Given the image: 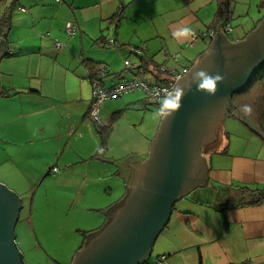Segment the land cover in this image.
Listing matches in <instances>:
<instances>
[{
    "label": "crops",
    "instance_id": "crops-1",
    "mask_svg": "<svg viewBox=\"0 0 264 264\" xmlns=\"http://www.w3.org/2000/svg\"><path fill=\"white\" fill-rule=\"evenodd\" d=\"M233 2L227 21L231 31L218 33L235 42L243 40L262 15L252 18ZM8 8L11 25L4 35L6 52L0 57V183L18 195L50 174L60 173L61 180L66 178L69 186L78 188L93 187L94 177H123L125 191L119 202L133 175L128 163H140L148 156L162 117L157 125L147 118L154 113L153 103L140 89L104 101L99 117L105 123L111 121V126L102 148L101 127L88 116L90 66H105L107 87L133 75L162 82L161 68L191 67L217 34L210 40L172 33L185 26L194 34L207 31L214 25L218 2L3 0L0 17ZM69 22L77 27L73 36L65 31ZM111 38L115 48L107 45ZM56 40L63 46L59 51ZM134 48L141 54L132 53ZM4 92L12 95L4 96ZM229 111L235 114L227 109L223 120ZM219 124L216 138L201 150L207 175L202 188L208 190L195 191L196 187L180 198L153 245H157V256H166L163 264H264V201L236 206L241 188H264V139L259 136L261 130L243 116L241 122L222 126L218 132ZM241 129L244 139H232ZM52 167L58 172H51ZM69 176L77 179L68 181ZM202 191L214 194L215 201L205 199ZM118 204L111 201L106 207L109 214Z\"/></svg>",
    "mask_w": 264,
    "mask_h": 264
},
{
    "label": "water",
    "instance_id": "water-1",
    "mask_svg": "<svg viewBox=\"0 0 264 264\" xmlns=\"http://www.w3.org/2000/svg\"><path fill=\"white\" fill-rule=\"evenodd\" d=\"M5 52L3 36L0 57ZM263 67L264 16L243 40L232 42L217 32L207 50L185 73L186 79L179 83L180 77L174 84L175 90L183 91L181 107L161 118L148 156L140 163L127 162L134 170L124 199L70 264H144L149 260L175 203L206 181L202 145L216 138L215 128L227 109H233L242 120L232 96L243 91ZM198 69L224 77L215 95L197 90L193 73ZM21 208L20 197L0 183V264H25L14 242Z\"/></svg>",
    "mask_w": 264,
    "mask_h": 264
},
{
    "label": "rangeland",
    "instance_id": "rangeland-1",
    "mask_svg": "<svg viewBox=\"0 0 264 264\" xmlns=\"http://www.w3.org/2000/svg\"><path fill=\"white\" fill-rule=\"evenodd\" d=\"M233 1H235L233 5L242 13L248 11L249 16L252 18L261 17L262 12L258 7L259 0H244V5L240 4L238 0ZM248 1L250 4L249 10L247 9ZM248 22L249 19L246 23ZM247 25L251 24L248 23ZM130 57L133 60L135 58L133 54H130ZM133 78H135V75L131 77V79ZM159 108L156 104L150 106L154 113L148 115L147 118L153 119V125H157L159 120L156 117ZM228 116L220 122L218 132L222 126L224 128L230 123L242 121L236 115L233 117L228 114ZM157 128L158 126L155 132ZM238 131L232 135V139H244L242 136L244 130ZM216 147L219 148L222 145L219 143V146ZM59 174L47 175L45 179L37 182L24 192L17 193L22 200V208L19 211L14 230V242L22 254L25 264H70L79 248L86 242L85 240L109 219L110 210L106 207L111 201H115L117 204L124 199L122 197L118 202L125 191L123 177L110 179L94 177L93 180H97V184L93 187L78 188L69 186L66 178L61 180ZM76 179V177L69 176L68 181H75ZM197 188L195 191L208 190L207 187L202 188V186ZM202 192L205 199L211 197L212 202L215 201L214 194L207 195L204 191ZM90 230L94 232L91 233ZM157 255L156 245L153 246L148 263Z\"/></svg>",
    "mask_w": 264,
    "mask_h": 264
},
{
    "label": "built area",
    "instance_id": "built-area-1",
    "mask_svg": "<svg viewBox=\"0 0 264 264\" xmlns=\"http://www.w3.org/2000/svg\"><path fill=\"white\" fill-rule=\"evenodd\" d=\"M20 10L25 11V9L21 7ZM76 29L77 27L75 24L71 22L66 24L65 31L69 36H73L76 33ZM220 30L231 31V28L228 23H224L217 28H210L205 32H198L194 34L193 39H196L197 37L211 39L215 35L216 31ZM107 45L115 48L116 42L114 38L109 39ZM54 46L57 51L63 48L62 44L57 40L54 42ZM132 53L139 55L141 54V51L138 48H134L132 50ZM129 64L130 63L128 62V60H126L125 65L129 66ZM160 71L163 74L166 73L168 75V82L157 84L156 82H154V80L151 81L148 80L145 76L138 75L135 76V78L127 80L123 83L107 87L103 83V79L106 75H108V72L105 66L102 65L99 69V72L91 79L89 78L92 85V99L88 110L89 118L95 121L101 127L109 125V122L105 123L99 117V109L102 103L109 99L119 98L122 95L137 89L144 91L148 95V97H150L152 102L161 103L167 94L174 93V83L178 78L182 77L188 71V69L182 68L180 71H175L173 69L161 68ZM51 172H58V168L52 167ZM165 258V255L156 256L149 264H163Z\"/></svg>",
    "mask_w": 264,
    "mask_h": 264
},
{
    "label": "trees",
    "instance_id": "trees-1",
    "mask_svg": "<svg viewBox=\"0 0 264 264\" xmlns=\"http://www.w3.org/2000/svg\"><path fill=\"white\" fill-rule=\"evenodd\" d=\"M3 0H0L2 2ZM218 2V12L217 17L215 19L214 25L222 24L227 20L228 14L230 12V7L232 0H216ZM259 8L263 11L262 17L257 21V25L260 23L264 16V0H260ZM121 12H118L116 14V19L118 20L121 16ZM11 9L8 8L5 10L2 17H0V38L3 37L7 30L9 29L11 25ZM211 44V43H210ZM209 44V45H210ZM144 64L140 65L138 69H142ZM101 64H96L90 66V70L92 75H96L99 72V69L101 68ZM193 66V65H192ZM191 66V67H192ZM157 84L161 83L158 81H155ZM4 96L12 95L7 92L2 93ZM146 98L148 101H151L150 97L146 94ZM233 103L235 106L239 109L242 116L254 127L259 130H261L260 137L264 139V132H263V125H264V67L261 68L252 78L248 86L241 92L236 93L232 96ZM250 106L251 112H245L244 106ZM231 116L234 117L233 112H228ZM111 126V121L109 122V125L102 126L100 130L101 135V144L102 148L106 146V138H107V130ZM208 149L211 147L206 146ZM264 201V188H248L243 187L241 188V200L238 205H254L259 204ZM93 231V230H92ZM91 232V231H89ZM86 241V240H85ZM85 244V243H84ZM83 244V245H84ZM83 247V246H81ZM81 247L79 249H81Z\"/></svg>",
    "mask_w": 264,
    "mask_h": 264
},
{
    "label": "clouds",
    "instance_id": "clouds-1",
    "mask_svg": "<svg viewBox=\"0 0 264 264\" xmlns=\"http://www.w3.org/2000/svg\"><path fill=\"white\" fill-rule=\"evenodd\" d=\"M230 18H231V11L228 14L227 20L225 22H223L222 24L228 23L227 21ZM220 25L221 24H218V25H215L214 27L212 26L211 28H217ZM228 25H229V23H228ZM221 31L222 32H229V31H223V30H220V31H217V32H221ZM172 35L174 37H191V36L194 35V31H193L192 28L185 26V27L179 28L176 31H174L172 33ZM214 36H213V38H214ZM213 38H211V39H213ZM184 68H187L189 70L191 67H189V68L188 67H184ZM160 73L163 76H165L164 80L161 83L168 82V75L166 73L163 74L161 71H160ZM223 80H224V77L221 74H219V73L214 74V75L213 74H209L204 69H198V70H196L193 73V81H194V83H196L197 90L198 91H205L209 95H215L216 90H217V84L218 83H222ZM174 92H175L174 96H172L171 93L167 94L165 96V98L162 100L161 103H154V102L151 101L153 104H156L157 106H161L157 110V113H156V117L157 118H159V117L166 118L167 116L171 115L175 111L179 110V108L181 107L180 101H181V98H182V95H183V91L182 90H175V88H174ZM244 111L250 113L251 112L250 106L245 105L244 106ZM202 146H204V145H202ZM201 150H202V147H201ZM144 264H149V263H148V261H146Z\"/></svg>",
    "mask_w": 264,
    "mask_h": 264
},
{
    "label": "flooded vegetation",
    "instance_id": "flooded-vegetation-1",
    "mask_svg": "<svg viewBox=\"0 0 264 264\" xmlns=\"http://www.w3.org/2000/svg\"><path fill=\"white\" fill-rule=\"evenodd\" d=\"M185 79H186V76H183V77L179 80V83H180V82H183ZM179 83H178V84H179ZM203 147H204V146H202V149H203ZM110 215H112V213H111Z\"/></svg>",
    "mask_w": 264,
    "mask_h": 264
}]
</instances>
